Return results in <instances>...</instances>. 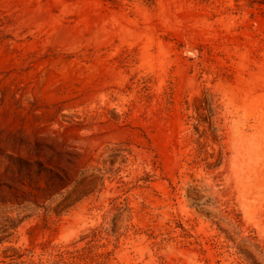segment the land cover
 I'll return each instance as SVG.
<instances>
[{
  "label": "rangeland",
  "instance_id": "1",
  "mask_svg": "<svg viewBox=\"0 0 264 264\" xmlns=\"http://www.w3.org/2000/svg\"><path fill=\"white\" fill-rule=\"evenodd\" d=\"M0 264H264V0H0Z\"/></svg>",
  "mask_w": 264,
  "mask_h": 264
}]
</instances>
